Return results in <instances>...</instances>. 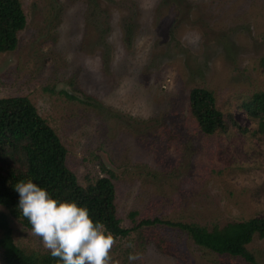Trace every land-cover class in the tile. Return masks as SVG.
Returning a JSON list of instances; mask_svg holds the SVG:
<instances>
[{
	"label": "rangeland",
	"instance_id": "374dc122",
	"mask_svg": "<svg viewBox=\"0 0 264 264\" xmlns=\"http://www.w3.org/2000/svg\"><path fill=\"white\" fill-rule=\"evenodd\" d=\"M21 2L25 27L0 53V98L30 99L82 186L112 175L128 232L112 234L109 264H249L140 221L211 229L264 217V113L253 105L264 99V0ZM194 87L213 92L224 130L199 129ZM10 225L25 252L49 250L18 219ZM247 249L264 264V238Z\"/></svg>",
	"mask_w": 264,
	"mask_h": 264
},
{
	"label": "trees",
	"instance_id": "16d2710c",
	"mask_svg": "<svg viewBox=\"0 0 264 264\" xmlns=\"http://www.w3.org/2000/svg\"><path fill=\"white\" fill-rule=\"evenodd\" d=\"M26 15L21 0H0V53L12 51L18 43V33L25 27ZM264 65V57L262 58ZM73 97V96H71ZM255 109L264 113V99L254 95ZM189 108L197 126L204 134L224 130L223 113L217 108L213 92L194 87L189 93ZM67 149L56 131L37 112L26 96L0 98V259L1 264H61L50 250L27 253L14 242L10 218L18 219L31 229L22 214L15 184L32 179L58 199H74L86 205L93 220H98L113 235L125 234L116 215L115 188L111 177L100 176L82 186L66 163ZM17 164V165H16ZM165 223L187 232L202 248L218 254L240 256L249 264H258L247 249L254 235L264 238V217L228 222L208 229L196 223L171 222L159 218L142 219L140 224Z\"/></svg>",
	"mask_w": 264,
	"mask_h": 264
},
{
	"label": "clouds",
	"instance_id": "9594fccd",
	"mask_svg": "<svg viewBox=\"0 0 264 264\" xmlns=\"http://www.w3.org/2000/svg\"><path fill=\"white\" fill-rule=\"evenodd\" d=\"M15 189L33 234L61 264H109L114 237L102 222L93 220L86 205L58 199L32 179L18 181Z\"/></svg>",
	"mask_w": 264,
	"mask_h": 264
}]
</instances>
